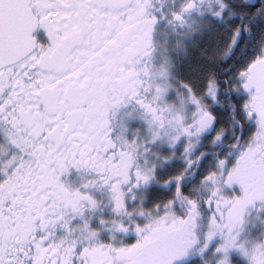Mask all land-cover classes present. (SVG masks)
Here are the masks:
<instances>
[{"label": "snow or ice", "instance_id": "snow-or-ice-1", "mask_svg": "<svg viewBox=\"0 0 264 264\" xmlns=\"http://www.w3.org/2000/svg\"><path fill=\"white\" fill-rule=\"evenodd\" d=\"M0 264H264V0H0Z\"/></svg>", "mask_w": 264, "mask_h": 264}]
</instances>
